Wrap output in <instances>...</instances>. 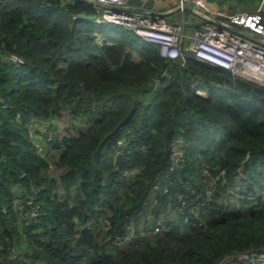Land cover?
I'll return each mask as SVG.
<instances>
[{"label": "trees", "instance_id": "1", "mask_svg": "<svg viewBox=\"0 0 264 264\" xmlns=\"http://www.w3.org/2000/svg\"><path fill=\"white\" fill-rule=\"evenodd\" d=\"M77 13L95 10L82 1L0 0V264H259L237 257L264 253V198L240 206L264 184V86L191 55L183 66L166 63L156 44ZM62 110L69 127L47 142L64 168L56 178L25 124ZM176 136L185 159L171 169ZM238 168L249 184L230 199L220 183L241 190L244 180L230 181ZM203 171L222 173V193L200 205ZM158 174L168 192L150 197ZM178 195L184 212L172 218L165 211ZM150 212L162 220L151 239L111 243L131 222L145 227ZM102 218L111 227L97 236Z\"/></svg>", "mask_w": 264, "mask_h": 264}, {"label": "built area", "instance_id": "2", "mask_svg": "<svg viewBox=\"0 0 264 264\" xmlns=\"http://www.w3.org/2000/svg\"><path fill=\"white\" fill-rule=\"evenodd\" d=\"M76 1L89 3L94 8L95 23L120 26L156 44L166 63L177 61L183 66L186 57L191 55L197 60L228 71L233 77H242L264 86V0H258L257 5L252 8L237 7L231 11L220 9L211 0H61V3ZM163 3L172 4L173 10L161 11L159 7ZM189 26L191 29H188ZM96 41L100 42L98 34ZM5 60L17 63L20 59L8 54ZM163 76H168L166 70L162 71L156 81ZM169 153L171 169L182 167L185 155L181 136L172 140ZM243 176L238 168L230 181H239ZM168 189V185L164 184L158 174L150 185V197L156 191L166 194ZM198 198L201 200L198 204L204 205L201 194ZM183 204L182 197L178 195L174 209L183 213ZM168 206L173 207L170 203ZM193 216L197 217L196 211ZM102 220L107 225L104 232H107L111 224L107 218ZM150 221L142 228H134L131 222L126 226L127 233L113 237L111 243L120 246L129 240V236L153 235L161 228L162 221L153 218ZM259 256L258 259H262L259 264H264V253ZM243 259L238 260L242 262L253 258Z\"/></svg>", "mask_w": 264, "mask_h": 264}, {"label": "rangeland", "instance_id": "3", "mask_svg": "<svg viewBox=\"0 0 264 264\" xmlns=\"http://www.w3.org/2000/svg\"><path fill=\"white\" fill-rule=\"evenodd\" d=\"M211 1L216 2L220 9L226 8L228 11L235 10L237 7L241 8V9H249V8H252L253 6H256L258 3V0H211ZM100 42H101V37H100ZM97 43H98V41H97ZM194 92L198 93L200 95H205L203 90L194 89ZM70 120H71V117L68 114V112H66L65 110H62V111H60V115L53 118V119H46V118H38L36 120L32 119L31 121H28L25 124L26 127H28L30 132H31L30 133V139H31L32 144L36 147L37 152L42 154L44 156V158L46 159V162L48 164V172H49L50 176H52V177L57 178L62 173L64 168L60 167L57 164L58 158H57V155L55 154V152L52 153V152H50L51 150L47 149V147H48L47 142H48V139L51 138L53 133L64 134L69 127V121ZM47 151H48V154H46ZM132 173L126 174V177L128 180L134 179L132 177V175H133ZM203 173H204L203 174V180L201 181V184L203 185V187H204V185L207 187L206 190H207V195H208V198L203 199L204 204H205L208 201L213 200L214 199L213 197L216 198V197L221 195L222 192H220L218 189V182H221L222 174H218L216 176H214V175L210 176L207 172L203 171ZM243 180H244V182L240 183V185H239L240 189H241L239 191H237L235 189V187L233 186V184H230L228 181L222 182V183H220V185H221V188L225 192H227L230 199H235L238 196L243 197L242 193L245 191V187L249 184L246 181L244 176L241 178L240 181H243ZM263 186H264V184L263 185L261 184L260 186H258L256 188L254 187V190L257 191V194L256 195L253 194V195L248 196L249 200H251V203L249 202V203L244 204L243 202H241L240 206L243 209H245L246 207H250V205L259 204L260 202L257 200H259V199L263 200V198H264V194H263L264 193V187ZM118 194L120 196L124 197L125 195L128 194V192H126L125 190L124 191L120 190V191H118ZM59 196L61 198H64V193H63L61 188L59 189ZM77 196H78V193L74 192L73 195H71V198L69 200L70 203H74L76 201ZM168 200H170V199L168 198ZM168 211L169 212L172 211V213L174 214L172 216V218H175L177 216V213L179 214V212L177 210H175L174 207L168 206V209H166L165 213L167 214ZM175 212H176V214H175ZM154 215H155V213L150 212L149 213V219L153 218ZM102 219H104V218H102ZM102 219H100L101 220L100 222L96 223V226L93 229L94 234L97 236H100L104 232V230H106V228H107V225L104 223V220H102ZM160 221H162V220H160ZM147 222H151V221H147ZM200 222L202 223L204 221L200 220ZM159 231H161V228L159 229ZM159 231H157L156 233H158ZM146 236H148V238L151 237V235H144V234L138 235L136 237L129 236V240H127L126 243L120 244V247L126 245L128 242L136 241L139 238H143ZM246 254L247 253H244L241 256L239 255L238 259L241 260L243 258L245 259L246 257L257 259V260L261 259V258L258 259L260 257L259 256L260 254H256L253 251H251L250 254H247V255ZM258 262L260 263V261H258ZM261 264H263V263L261 262Z\"/></svg>", "mask_w": 264, "mask_h": 264}, {"label": "crops", "instance_id": "4", "mask_svg": "<svg viewBox=\"0 0 264 264\" xmlns=\"http://www.w3.org/2000/svg\"><path fill=\"white\" fill-rule=\"evenodd\" d=\"M173 8V6H172V4H170V3H163L160 7H159V9L161 10V11H166V10H169V9H172ZM173 10V9H172ZM170 12V11H169ZM169 12H167V13H169ZM173 13V12H172ZM188 29H191V26H189L188 27Z\"/></svg>", "mask_w": 264, "mask_h": 264}, {"label": "water", "instance_id": "5", "mask_svg": "<svg viewBox=\"0 0 264 264\" xmlns=\"http://www.w3.org/2000/svg\"><path fill=\"white\" fill-rule=\"evenodd\" d=\"M191 5L193 6V4H191ZM76 16H78L80 18L91 19V20H93L95 18V14L94 13H90V14L77 13Z\"/></svg>", "mask_w": 264, "mask_h": 264}, {"label": "clouds", "instance_id": "6", "mask_svg": "<svg viewBox=\"0 0 264 264\" xmlns=\"http://www.w3.org/2000/svg\"><path fill=\"white\" fill-rule=\"evenodd\" d=\"M205 93V92H204Z\"/></svg>", "mask_w": 264, "mask_h": 264}]
</instances>
